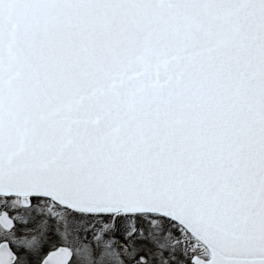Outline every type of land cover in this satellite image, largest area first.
Here are the masks:
<instances>
[{
  "label": "snow or ice",
  "instance_id": "6c2138e0",
  "mask_svg": "<svg viewBox=\"0 0 264 264\" xmlns=\"http://www.w3.org/2000/svg\"><path fill=\"white\" fill-rule=\"evenodd\" d=\"M0 264H264V0H0Z\"/></svg>",
  "mask_w": 264,
  "mask_h": 264
}]
</instances>
